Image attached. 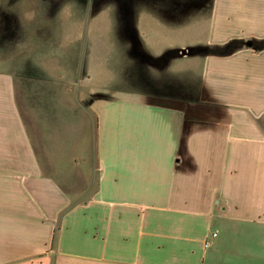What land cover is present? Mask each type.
Here are the masks:
<instances>
[{
	"label": "crops",
	"instance_id": "1",
	"mask_svg": "<svg viewBox=\"0 0 264 264\" xmlns=\"http://www.w3.org/2000/svg\"><path fill=\"white\" fill-rule=\"evenodd\" d=\"M188 6L192 47L242 46L183 54L180 95L92 86L39 117L0 56V264H264V0ZM56 122L79 130L59 153Z\"/></svg>",
	"mask_w": 264,
	"mask_h": 264
},
{
	"label": "rangeland",
	"instance_id": "2",
	"mask_svg": "<svg viewBox=\"0 0 264 264\" xmlns=\"http://www.w3.org/2000/svg\"><path fill=\"white\" fill-rule=\"evenodd\" d=\"M209 1L4 0L0 56L10 64L20 62L26 83L21 99L39 117L61 114L56 101L64 93L83 98L86 107L92 86L117 94H127L128 88L180 95L194 75L182 55L205 48L192 47L202 33L203 10L188 5ZM56 74L64 81L60 90L54 88ZM162 79L171 82V88H162ZM59 124L64 123L47 124L58 153L73 146L79 131L77 127L62 130Z\"/></svg>",
	"mask_w": 264,
	"mask_h": 264
},
{
	"label": "trees",
	"instance_id": "3",
	"mask_svg": "<svg viewBox=\"0 0 264 264\" xmlns=\"http://www.w3.org/2000/svg\"><path fill=\"white\" fill-rule=\"evenodd\" d=\"M241 46H242L241 42L232 41L223 47L216 46V47H205V48H201V49H194L193 54H203V55L215 54V55H219L223 52H229V51L235 50L237 48H240ZM263 48H264V41L262 42L261 46L258 47V50L263 49Z\"/></svg>",
	"mask_w": 264,
	"mask_h": 264
},
{
	"label": "built area",
	"instance_id": "4",
	"mask_svg": "<svg viewBox=\"0 0 264 264\" xmlns=\"http://www.w3.org/2000/svg\"><path fill=\"white\" fill-rule=\"evenodd\" d=\"M217 236V233H214L213 235H212V237H216ZM210 246V242L209 241H207V243H206V247L208 248Z\"/></svg>",
	"mask_w": 264,
	"mask_h": 264
},
{
	"label": "water",
	"instance_id": "5",
	"mask_svg": "<svg viewBox=\"0 0 264 264\" xmlns=\"http://www.w3.org/2000/svg\"><path fill=\"white\" fill-rule=\"evenodd\" d=\"M247 45H248L249 47H252L253 43H252V42H248ZM184 54H187V51H186V53H184Z\"/></svg>",
	"mask_w": 264,
	"mask_h": 264
}]
</instances>
